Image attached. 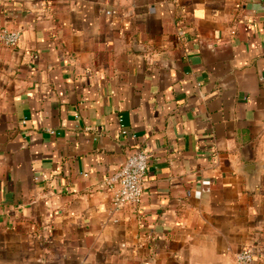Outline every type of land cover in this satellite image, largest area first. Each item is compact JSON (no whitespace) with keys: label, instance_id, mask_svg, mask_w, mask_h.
Segmentation results:
<instances>
[{"label":"crops","instance_id":"0c3cea01","mask_svg":"<svg viewBox=\"0 0 264 264\" xmlns=\"http://www.w3.org/2000/svg\"><path fill=\"white\" fill-rule=\"evenodd\" d=\"M1 29L0 264H264V0H0Z\"/></svg>","mask_w":264,"mask_h":264},{"label":"built area","instance_id":"2783aa9c","mask_svg":"<svg viewBox=\"0 0 264 264\" xmlns=\"http://www.w3.org/2000/svg\"><path fill=\"white\" fill-rule=\"evenodd\" d=\"M20 42V33L14 30H0V44L15 48ZM55 135V132H50ZM149 159L144 151L131 155L124 167L114 176L105 181V186L111 193L112 212L118 213L127 206H139L143 200L146 177L149 171ZM209 190V185L203 184ZM235 264H257L254 252L243 249L236 254Z\"/></svg>","mask_w":264,"mask_h":264}]
</instances>
